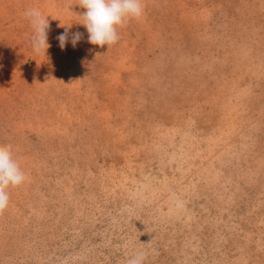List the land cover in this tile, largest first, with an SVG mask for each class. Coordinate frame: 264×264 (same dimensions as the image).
<instances>
[{"label": "rangeland", "instance_id": "rangeland-1", "mask_svg": "<svg viewBox=\"0 0 264 264\" xmlns=\"http://www.w3.org/2000/svg\"><path fill=\"white\" fill-rule=\"evenodd\" d=\"M143 4L101 48L78 0H0V264H264V0Z\"/></svg>", "mask_w": 264, "mask_h": 264}, {"label": "clouds", "instance_id": "clouds-1", "mask_svg": "<svg viewBox=\"0 0 264 264\" xmlns=\"http://www.w3.org/2000/svg\"><path fill=\"white\" fill-rule=\"evenodd\" d=\"M81 8L86 9L82 14V25L88 32V42L103 48L110 47L120 40L118 28L123 27L130 19H139L144 12L143 0H78ZM25 15L30 19L33 35L30 37L36 53L50 47L48 43L49 21L38 8H31ZM80 32L72 33L73 47L80 41ZM59 46L64 49L69 42L68 29L57 36ZM99 55V54H98ZM27 177L14 158L10 144H0V212L9 206V186L17 187L26 181ZM145 253L140 252L127 264H143Z\"/></svg>", "mask_w": 264, "mask_h": 264}]
</instances>
